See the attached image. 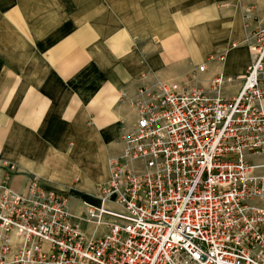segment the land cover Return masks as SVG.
Returning a JSON list of instances; mask_svg holds the SVG:
<instances>
[{
    "label": "built area",
    "instance_id": "2783aa9c",
    "mask_svg": "<svg viewBox=\"0 0 264 264\" xmlns=\"http://www.w3.org/2000/svg\"><path fill=\"white\" fill-rule=\"evenodd\" d=\"M244 29L251 59L235 79L205 90L144 76L81 215L36 177L23 190L0 179V264H264V28Z\"/></svg>",
    "mask_w": 264,
    "mask_h": 264
},
{
    "label": "crops",
    "instance_id": "0c3cea01",
    "mask_svg": "<svg viewBox=\"0 0 264 264\" xmlns=\"http://www.w3.org/2000/svg\"><path fill=\"white\" fill-rule=\"evenodd\" d=\"M245 22L264 28V0H0V165L14 166L0 179L23 190L36 177L81 215L144 76L205 90L218 73L241 76Z\"/></svg>",
    "mask_w": 264,
    "mask_h": 264
},
{
    "label": "rangeland",
    "instance_id": "374dc122",
    "mask_svg": "<svg viewBox=\"0 0 264 264\" xmlns=\"http://www.w3.org/2000/svg\"><path fill=\"white\" fill-rule=\"evenodd\" d=\"M245 30V29H244ZM246 31V30H245ZM161 80V79H160ZM182 86V85H181ZM64 195V194H63ZM65 196V198H67V196H70V194L69 195H64ZM84 228V227H83Z\"/></svg>",
    "mask_w": 264,
    "mask_h": 264
}]
</instances>
